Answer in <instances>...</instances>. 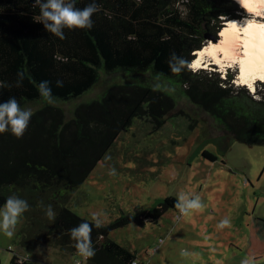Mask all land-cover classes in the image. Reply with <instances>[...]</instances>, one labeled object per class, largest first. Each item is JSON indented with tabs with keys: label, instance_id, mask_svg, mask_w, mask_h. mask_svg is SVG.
I'll return each mask as SVG.
<instances>
[{
	"label": "trees",
	"instance_id": "trees-1",
	"mask_svg": "<svg viewBox=\"0 0 264 264\" xmlns=\"http://www.w3.org/2000/svg\"><path fill=\"white\" fill-rule=\"evenodd\" d=\"M33 2L0 0V103L13 96L21 107L44 100L38 91L41 81L50 82L54 100L68 102L98 84L102 72L125 73L138 83L111 85L100 98L76 106L71 118L63 107L46 101L33 112L22 137L10 130L0 133V207L13 194L30 205L18 233L25 251L48 245L67 256L78 254L69 230L94 221L68 207L72 195L136 118L148 115L158 127L166 122L173 100L150 85L147 73L173 78L190 102L223 127L226 135L215 139L220 151L226 153L231 140L264 144V92L254 98L245 86L231 82L233 75L221 78L219 71L174 74L167 62L173 51L193 59L206 35L220 33L226 18H239L242 9L236 0H96L93 27L65 28L63 40L36 21L40 10ZM90 2L76 0V6ZM19 71L25 76L16 87ZM57 80L63 87L56 86ZM201 153L211 162L218 159L208 150ZM176 200L169 196L152 212L123 214L110 224L93 226L95 255L76 264H132L137 252L112 239L111 232L131 223L143 226L144 217L157 221L175 208ZM41 201L52 205L53 220ZM10 264L39 263L16 253Z\"/></svg>",
	"mask_w": 264,
	"mask_h": 264
},
{
	"label": "rangeland",
	"instance_id": "rangeland-1",
	"mask_svg": "<svg viewBox=\"0 0 264 264\" xmlns=\"http://www.w3.org/2000/svg\"><path fill=\"white\" fill-rule=\"evenodd\" d=\"M239 7L242 11L237 14L241 15L235 18L242 20L249 14L240 4ZM219 39L218 32L206 37L203 43ZM235 49L240 55L242 48L236 45ZM234 65L222 68L213 62L204 67L231 74L236 80L231 81L234 85H243L237 79L238 67ZM149 74L145 76L150 85H159L158 89L173 100L165 115L166 122L158 127L148 115L136 118L107 151L111 159L106 161L103 156L74 192L68 207L92 221L93 215L99 214L103 225H107L123 214L152 212L169 196L176 199L181 193L199 196L203 208L197 212L182 216L178 209L171 208L157 221L144 217L143 226L131 223L113 230L110 237L132 248L148 264H217L218 259H223L224 264H241L245 259L250 264H264V253L246 254L247 250L253 252L252 244L264 246V144L231 140L226 153L220 151L215 139L226 135L223 127L190 102L173 78ZM132 77L102 72L101 81L87 93L68 102L55 100L53 104L63 107L67 118H71L76 106L100 98L111 85L138 83ZM262 82L257 79L251 91L245 86L254 98L263 95ZM45 102L40 100L24 107L31 108L33 113ZM202 150L216 155L217 161L204 158ZM113 166L114 176L109 175ZM225 218L230 226L219 229L217 225ZM22 224L20 216L11 237L0 231V264H10L16 253L36 259L39 264L85 262L78 254L67 256L48 245H41L34 252L25 251L18 237ZM253 234L263 241H253ZM156 247L159 249L155 250ZM182 251L187 254L182 255Z\"/></svg>",
	"mask_w": 264,
	"mask_h": 264
},
{
	"label": "clouds",
	"instance_id": "clouds-1",
	"mask_svg": "<svg viewBox=\"0 0 264 264\" xmlns=\"http://www.w3.org/2000/svg\"><path fill=\"white\" fill-rule=\"evenodd\" d=\"M237 3L249 15L241 21H232L228 24V28L233 30L238 27L241 28L247 39L246 47L251 51L250 58L255 64V69L254 71L246 72L243 63H241L239 79L243 82V86H246L251 91L257 79L264 81V0H237ZM32 6L34 8L38 7L40 10L39 18L36 21L42 23L49 33L62 40L66 38L64 35L65 28L69 30L77 28L91 29L93 27L92 16L99 11V5L96 0H91L83 8L76 6V0H34ZM249 10L252 11L249 12ZM258 16L262 19L258 20ZM214 53V46L209 41L200 50L193 52V59L189 60L178 56L173 51L167 62L171 72L174 74H179L184 70L197 73L202 68L208 69L203 66L204 57L207 55L214 59ZM219 72L223 78H228V73L226 74L221 70ZM24 76L23 71L17 73L16 87L22 85ZM231 81L235 82L236 80L232 79ZM56 86L63 87V81L57 80ZM155 87L159 88V85ZM38 91L40 96L49 104L55 103L49 81H41L38 85ZM32 115L31 108L21 107L16 97H9L5 102L0 103V133L10 130L17 138L22 137L28 128ZM104 159L106 161L110 160L111 156L105 154ZM109 175H116L114 166L109 169ZM40 206L48 219L53 220L55 218V212L51 204L44 205L43 201H41ZM174 207L179 210L182 216H188L201 210L203 204L199 196L190 197L181 193L177 197ZM29 209L30 205L27 200L15 194L10 195L4 205L0 207V231L11 237L19 217ZM93 221L94 225L83 221L69 230L70 238L75 242L74 246L81 257L90 258L95 255V249L92 247L91 242V232L93 226L96 228L102 227L103 221L99 214L93 215ZM229 226L230 221L227 218L221 220L217 225L219 229ZM181 254L186 255L187 253L182 251ZM241 264H250V261L245 259L241 261Z\"/></svg>",
	"mask_w": 264,
	"mask_h": 264
},
{
	"label": "bare ground",
	"instance_id": "bare-ground-1",
	"mask_svg": "<svg viewBox=\"0 0 264 264\" xmlns=\"http://www.w3.org/2000/svg\"><path fill=\"white\" fill-rule=\"evenodd\" d=\"M249 11L251 12L252 10H249ZM260 18H257V19H260ZM232 21H241V20H238L236 18H226L224 20V25L222 29L220 30L219 42H211L215 49V53H214L215 58L213 59L212 57L205 55L204 57L205 62L203 66L206 63H208V65H212V63L214 62V64L217 65L218 67L221 66L222 68H229L232 66V64H235L238 67V78L237 79L240 80L239 76H240L241 63H243V66L246 72L254 71L255 64L252 62L250 58L251 57L250 49L246 47L247 39L245 35L243 34V30L239 27L235 30L228 28V24L231 23ZM236 45L242 48L241 49L242 52L240 55H238V52L235 49ZM207 57L210 58L211 62L207 61L209 60V58L207 59ZM217 61H219V63H217ZM240 83L243 84L242 81Z\"/></svg>",
	"mask_w": 264,
	"mask_h": 264
},
{
	"label": "crops",
	"instance_id": "crops-1",
	"mask_svg": "<svg viewBox=\"0 0 264 264\" xmlns=\"http://www.w3.org/2000/svg\"><path fill=\"white\" fill-rule=\"evenodd\" d=\"M252 239H253V241H263V239L262 238H259V237H257V235L256 234H253L252 235ZM252 246H254L253 248H251V250L253 251V252H255V253H253V252H251L250 250H247L246 251V254H248V255H250V254H263L264 253V246H263V244L261 243V246L259 245V244H252ZM129 248V247H128ZM131 250H132V248H130ZM133 251V250H132ZM238 251H242V250H238ZM234 254H236V252L234 251L233 252ZM229 256H230V254H228ZM251 256V255H250ZM137 260H139V261H145L146 259L145 258H141V257H139L138 256V254H137V258H136ZM147 262V264L149 263L148 261H146ZM217 264H224V261H223V259H221V261L218 259V262H217Z\"/></svg>",
	"mask_w": 264,
	"mask_h": 264
},
{
	"label": "built area",
	"instance_id": "built-area-1",
	"mask_svg": "<svg viewBox=\"0 0 264 264\" xmlns=\"http://www.w3.org/2000/svg\"><path fill=\"white\" fill-rule=\"evenodd\" d=\"M179 216H180V214L177 215V217H179ZM77 264H82V262L78 261ZM132 264H145V262L135 259V260H133Z\"/></svg>",
	"mask_w": 264,
	"mask_h": 264
},
{
	"label": "water",
	"instance_id": "water-1",
	"mask_svg": "<svg viewBox=\"0 0 264 264\" xmlns=\"http://www.w3.org/2000/svg\"><path fill=\"white\" fill-rule=\"evenodd\" d=\"M206 37H211V35H206ZM218 39H216L215 41H217Z\"/></svg>",
	"mask_w": 264,
	"mask_h": 264
}]
</instances>
